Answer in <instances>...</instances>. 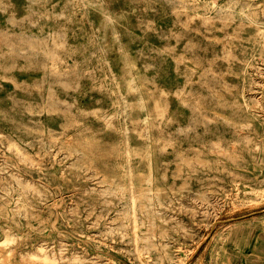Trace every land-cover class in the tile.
Masks as SVG:
<instances>
[{"label": "rangeland", "instance_id": "rangeland-1", "mask_svg": "<svg viewBox=\"0 0 264 264\" xmlns=\"http://www.w3.org/2000/svg\"><path fill=\"white\" fill-rule=\"evenodd\" d=\"M263 9L0 0V264H264Z\"/></svg>", "mask_w": 264, "mask_h": 264}, {"label": "bare ground", "instance_id": "bare-ground-1", "mask_svg": "<svg viewBox=\"0 0 264 264\" xmlns=\"http://www.w3.org/2000/svg\"><path fill=\"white\" fill-rule=\"evenodd\" d=\"M264 10V9H263ZM257 76V75H256ZM259 78V77H258ZM225 162V161H224ZM251 176V175H250ZM230 231V230H229ZM172 236V235H171Z\"/></svg>", "mask_w": 264, "mask_h": 264}, {"label": "crops", "instance_id": "crops-1", "mask_svg": "<svg viewBox=\"0 0 264 264\" xmlns=\"http://www.w3.org/2000/svg\"><path fill=\"white\" fill-rule=\"evenodd\" d=\"M230 244V243H229Z\"/></svg>", "mask_w": 264, "mask_h": 264}, {"label": "water", "instance_id": "water-1", "mask_svg": "<svg viewBox=\"0 0 264 264\" xmlns=\"http://www.w3.org/2000/svg\"><path fill=\"white\" fill-rule=\"evenodd\" d=\"M215 226V225H214Z\"/></svg>", "mask_w": 264, "mask_h": 264}]
</instances>
